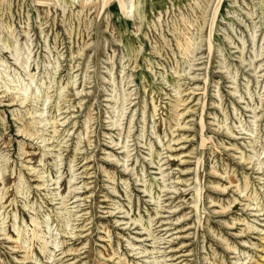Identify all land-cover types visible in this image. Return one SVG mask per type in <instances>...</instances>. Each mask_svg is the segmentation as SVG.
Returning <instances> with one entry per match:
<instances>
[{
	"label": "rangeland",
	"instance_id": "374dc122",
	"mask_svg": "<svg viewBox=\"0 0 264 264\" xmlns=\"http://www.w3.org/2000/svg\"><path fill=\"white\" fill-rule=\"evenodd\" d=\"M0 264H264V0H0Z\"/></svg>",
	"mask_w": 264,
	"mask_h": 264
},
{
	"label": "bare ground",
	"instance_id": "6f19581e",
	"mask_svg": "<svg viewBox=\"0 0 264 264\" xmlns=\"http://www.w3.org/2000/svg\"><path fill=\"white\" fill-rule=\"evenodd\" d=\"M77 195V194H76Z\"/></svg>",
	"mask_w": 264,
	"mask_h": 264
}]
</instances>
